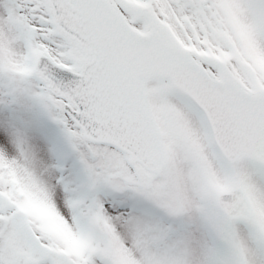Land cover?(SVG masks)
Returning a JSON list of instances; mask_svg holds the SVG:
<instances>
[{
	"label": "snow or ice",
	"instance_id": "obj_1",
	"mask_svg": "<svg viewBox=\"0 0 264 264\" xmlns=\"http://www.w3.org/2000/svg\"><path fill=\"white\" fill-rule=\"evenodd\" d=\"M0 264H264V0H0Z\"/></svg>",
	"mask_w": 264,
	"mask_h": 264
}]
</instances>
